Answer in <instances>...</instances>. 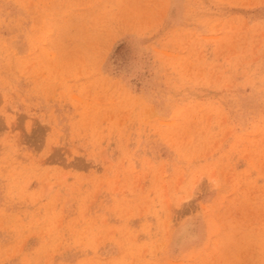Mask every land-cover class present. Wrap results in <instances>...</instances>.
Here are the masks:
<instances>
[{"label": "rangeland", "instance_id": "374dc122", "mask_svg": "<svg viewBox=\"0 0 264 264\" xmlns=\"http://www.w3.org/2000/svg\"><path fill=\"white\" fill-rule=\"evenodd\" d=\"M0 264H264V0H0Z\"/></svg>", "mask_w": 264, "mask_h": 264}]
</instances>
